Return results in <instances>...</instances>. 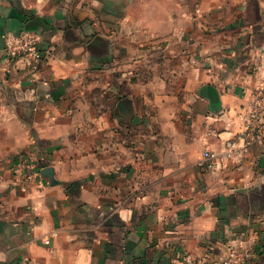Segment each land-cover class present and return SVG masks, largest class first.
<instances>
[{
    "label": "crops",
    "instance_id": "crops-1",
    "mask_svg": "<svg viewBox=\"0 0 264 264\" xmlns=\"http://www.w3.org/2000/svg\"><path fill=\"white\" fill-rule=\"evenodd\" d=\"M262 87L264 0H0V264H264Z\"/></svg>",
    "mask_w": 264,
    "mask_h": 264
},
{
    "label": "built area",
    "instance_id": "built-area-1",
    "mask_svg": "<svg viewBox=\"0 0 264 264\" xmlns=\"http://www.w3.org/2000/svg\"><path fill=\"white\" fill-rule=\"evenodd\" d=\"M47 51L40 46V40L37 35L30 33L14 34L8 37L4 48V56L9 60H19L25 65L36 69L39 63L46 57ZM264 137V87L258 88L254 98L249 105L245 128L237 136L235 141H229L228 145L233 146L235 142L243 143L246 147L253 142ZM204 161L202 166L206 168L216 167L218 155L210 150L204 152ZM17 169L26 182L35 181L41 176L40 160L32 153H24L17 163ZM249 253L241 249L233 248L230 253L220 261H214L211 264H247ZM186 264H205L204 259L195 257L192 254H186L184 257Z\"/></svg>",
    "mask_w": 264,
    "mask_h": 264
},
{
    "label": "water",
    "instance_id": "water-1",
    "mask_svg": "<svg viewBox=\"0 0 264 264\" xmlns=\"http://www.w3.org/2000/svg\"><path fill=\"white\" fill-rule=\"evenodd\" d=\"M49 170H50L49 168H43V169L41 170V173L44 175L45 172H47V171H49Z\"/></svg>",
    "mask_w": 264,
    "mask_h": 264
}]
</instances>
